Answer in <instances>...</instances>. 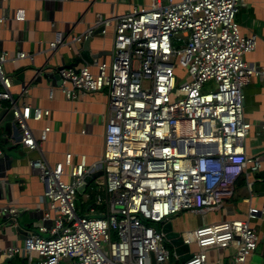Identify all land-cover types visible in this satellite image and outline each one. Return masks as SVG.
<instances>
[{
	"label": "built area",
	"instance_id": "1",
	"mask_svg": "<svg viewBox=\"0 0 264 264\" xmlns=\"http://www.w3.org/2000/svg\"><path fill=\"white\" fill-rule=\"evenodd\" d=\"M10 1L0 0V24L24 21L23 10L4 14ZM244 1L152 0L148 8L99 21L114 29L110 60L59 73L68 101L107 95L103 177L94 201L88 206L90 194L81 203L78 197L94 168L86 155L68 153L54 167L33 162L47 186L46 212L22 246L2 250L1 257L22 256L30 264L35 258L38 264H153L154 257L155 264H180L162 224L182 213H225L240 178L262 165L245 152L252 125L244 91L254 78L264 79V67L246 61L257 37L241 33L237 17ZM23 59L34 58L0 54V100L13 104L23 148L36 151L51 128L37 137L29 122L48 120L51 112L12 99L6 64ZM259 214L264 208L251 207L246 220L181 233L190 255L184 264H207L209 252L227 249L235 250L233 264H248L260 242L250 220Z\"/></svg>",
	"mask_w": 264,
	"mask_h": 264
},
{
	"label": "crops",
	"instance_id": "2",
	"mask_svg": "<svg viewBox=\"0 0 264 264\" xmlns=\"http://www.w3.org/2000/svg\"><path fill=\"white\" fill-rule=\"evenodd\" d=\"M151 2L152 0H11L6 4L4 14L13 16L17 11L23 10L24 21L11 20L0 24V54L5 52L15 59L18 54L26 53L34 58L6 64V73L12 80V99L18 106L26 104L49 110L50 119L43 122L30 121L29 126L37 137L46 127H50L51 132L40 149H24L11 110L13 104L0 100V252L22 246L26 237L37 231L46 212L47 186L40 180L39 173L31 167L33 162L43 161L54 167L68 153L84 154L88 157L89 164L94 166L92 174L103 172L100 161L104 154L108 119L107 95L82 94L77 100L68 101L61 91L62 81L57 79L59 69L75 63L82 52L81 45L91 30L99 28L101 19L124 16L135 8H148ZM237 21L243 36L257 37V47L246 56L247 63L252 68H263L264 0H245ZM114 39L113 28H106L103 34L94 39L91 54L106 53L95 62L110 60ZM53 43L57 47L52 50L50 46ZM82 66L85 65L79 67ZM2 91L3 87L0 85V93ZM244 96L245 116L252 125L245 142V152L249 157L260 158L261 169L258 172L248 169L240 178L235 196L225 213L206 216L182 213L172 218L176 233L193 231L207 223L246 220L251 207L259 210L264 208V79L254 78L245 89ZM249 184L252 185L251 191ZM91 191H97V187ZM250 199L251 203L247 202ZM8 209L17 210L16 215L6 212ZM250 223L257 231L260 242L248 264H264V215L251 218ZM234 254V249L211 251L207 264H233ZM4 260L0 253V264H5ZM9 264L30 262L22 256H15ZM32 264H38V259L35 258Z\"/></svg>",
	"mask_w": 264,
	"mask_h": 264
},
{
	"label": "water",
	"instance_id": "3",
	"mask_svg": "<svg viewBox=\"0 0 264 264\" xmlns=\"http://www.w3.org/2000/svg\"><path fill=\"white\" fill-rule=\"evenodd\" d=\"M105 30L106 29L103 26L95 30H91L89 32V36L86 38V41L81 45L82 52L78 55V58L75 61V63L69 67H62L59 69V71L65 69H74L79 67L80 65H86V64L92 65L95 63V61L106 55L105 52H100L98 54H91V43L99 35L103 34ZM57 79L62 81L60 75ZM102 177H103V172L87 176L85 178L83 185L78 190V195L80 197H83L85 194H87L88 190L94 187ZM162 233L165 235V238L169 242L170 246L174 249L175 256L178 258L179 263L184 264L190 258V255L188 254L189 247L184 245L183 240L180 238V234L174 231L172 222H169L167 224H162ZM13 259L14 257L6 258L4 260V263L9 264ZM153 264H155L154 257H153Z\"/></svg>",
	"mask_w": 264,
	"mask_h": 264
},
{
	"label": "rangeland",
	"instance_id": "4",
	"mask_svg": "<svg viewBox=\"0 0 264 264\" xmlns=\"http://www.w3.org/2000/svg\"><path fill=\"white\" fill-rule=\"evenodd\" d=\"M179 76H181V77H185L186 76V72H184V71H178V73H177ZM211 88H213V87H211ZM203 92H208V87H206L204 90H203ZM81 201V200H80ZM82 201H83V198H82ZM81 203V202H80ZM80 203H78V206L80 207V209H79V214L80 215H82V209H81V205H80ZM88 205H89V203H88ZM170 249H171V251L174 253V249L170 246Z\"/></svg>",
	"mask_w": 264,
	"mask_h": 264
},
{
	"label": "trees",
	"instance_id": "5",
	"mask_svg": "<svg viewBox=\"0 0 264 264\" xmlns=\"http://www.w3.org/2000/svg\"><path fill=\"white\" fill-rule=\"evenodd\" d=\"M87 193L91 195L92 201H91L90 204H92V202L94 201L93 198L96 196V191H91V188H90V189L88 190ZM78 197H79V199L82 198V197H80V196H78ZM88 206H89V205H88Z\"/></svg>",
	"mask_w": 264,
	"mask_h": 264
}]
</instances>
